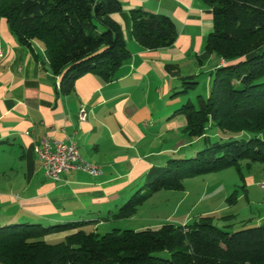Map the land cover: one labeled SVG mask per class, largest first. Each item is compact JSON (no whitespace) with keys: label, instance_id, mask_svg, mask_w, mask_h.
<instances>
[{"label":"trees","instance_id":"trees-1","mask_svg":"<svg viewBox=\"0 0 264 264\" xmlns=\"http://www.w3.org/2000/svg\"><path fill=\"white\" fill-rule=\"evenodd\" d=\"M203 1L212 9L205 49L223 63L210 73L207 96H196L197 107L188 99L176 113L185 117L188 137L205 136L215 127L225 139L204 144L188 158L152 166L144 192L133 194L115 218L133 215L158 190L183 189L185 178L264 164V0ZM120 9L119 0H0V18L11 35L23 45L37 41L44 47L48 66L60 76L64 90L84 73L108 81L129 58L126 39L112 18ZM130 18L140 46L160 49L175 41L170 16L133 9ZM196 83L185 78L182 88ZM231 198L235 201L234 195ZM213 218L104 233L86 227V222L3 224L0 264H264V224L230 231L215 225ZM57 233L64 236L56 242L45 240Z\"/></svg>","mask_w":264,"mask_h":264},{"label":"crops","instance_id":"crops-1","mask_svg":"<svg viewBox=\"0 0 264 264\" xmlns=\"http://www.w3.org/2000/svg\"><path fill=\"white\" fill-rule=\"evenodd\" d=\"M119 2L121 9L112 18L126 39L129 58L110 80L84 73L68 90L60 88L44 47L37 41L31 47L18 43L0 18V225L86 222L99 232L110 221L124 219L114 214L122 201L144 190L152 166L165 165L177 153L191 154L200 139L211 141L208 131L188 137L185 117L176 113L198 95L193 89L203 81L200 94L207 96L210 73L223 63L205 49L211 7L203 0ZM133 9L170 16L176 26L173 44L140 46L131 33ZM190 77L197 83L184 91L183 80ZM82 107L85 120L79 119ZM52 139H74L80 156L100 165L102 173L91 177L77 170L59 181L46 178L36 148ZM256 164L249 173L255 170L264 183V167ZM253 201L264 208V200ZM263 221L264 211L249 225Z\"/></svg>","mask_w":264,"mask_h":264},{"label":"rangeland","instance_id":"rangeland-1","mask_svg":"<svg viewBox=\"0 0 264 264\" xmlns=\"http://www.w3.org/2000/svg\"><path fill=\"white\" fill-rule=\"evenodd\" d=\"M204 84V81L201 82L197 89H193L194 92L200 94ZM191 100L197 107V98L193 96ZM208 135L211 137V142L225 139L215 127L208 129ZM242 135L246 137L247 133ZM203 146V139L198 140L196 144L191 146L192 153L196 152V148L199 149ZM190 156L192 155L189 152L177 153V158ZM256 165L264 167V164L257 163ZM249 171L245 166L240 167L239 170L235 167H228L185 178L183 189H161L152 193L133 215L129 218L110 221L106 227L99 228V233H104L113 226L121 229L141 230L148 227L157 228L165 223H191L199 220L202 216L214 217L213 223L227 230H238L242 227V223L249 222L246 225L252 224L264 211V208L259 207L257 202H249L251 199L264 200V190L260 188L261 178L254 173L255 170L250 173ZM249 174L255 176L253 182H249ZM232 195L235 198L233 202H231ZM247 197L251 199L248 200ZM126 202L127 199L122 201L120 205ZM253 224L255 223L253 222ZM59 235L58 233L47 235L45 240L56 242L60 239Z\"/></svg>","mask_w":264,"mask_h":264},{"label":"built area","instance_id":"built-area-1","mask_svg":"<svg viewBox=\"0 0 264 264\" xmlns=\"http://www.w3.org/2000/svg\"><path fill=\"white\" fill-rule=\"evenodd\" d=\"M1 55L0 53V57ZM78 114L80 120H85L86 112L83 107ZM36 153L41 161L44 176L52 181H59L62 179V175H67L77 170L91 177H97L102 173L100 165L87 163L83 160L74 139H68V141L57 139L43 140L41 145L36 148Z\"/></svg>","mask_w":264,"mask_h":264},{"label":"bare ground","instance_id":"bare-ground-1","mask_svg":"<svg viewBox=\"0 0 264 264\" xmlns=\"http://www.w3.org/2000/svg\"><path fill=\"white\" fill-rule=\"evenodd\" d=\"M84 160V159H83ZM85 161V160H84ZM85 162H87V161H85ZM87 163H89V162H87Z\"/></svg>","mask_w":264,"mask_h":264}]
</instances>
